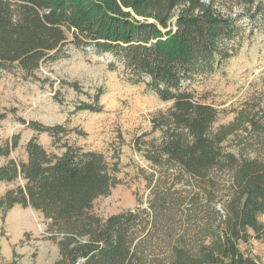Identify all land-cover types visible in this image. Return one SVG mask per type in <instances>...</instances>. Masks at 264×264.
<instances>
[{"label": "trees", "instance_id": "trees-1", "mask_svg": "<svg viewBox=\"0 0 264 264\" xmlns=\"http://www.w3.org/2000/svg\"><path fill=\"white\" fill-rule=\"evenodd\" d=\"M259 17L264 0L247 15L221 14L203 0H0V75L19 71L27 78L73 44L112 54L110 68L119 61L131 83L144 81L174 101L154 120L161 140L144 151L153 168L141 169L147 205L138 197L136 208L99 215L94 201L119 183L117 166L64 139L71 132L64 124L31 121L61 150L49 151L32 136L26 159L0 165V182L16 183L0 193V209L20 204L43 213L59 246L53 264H262L246 246L264 243V159L224 145L246 122L264 131L262 115L252 106L214 128L219 111L189 90L196 76L235 53ZM101 94L75 109L100 111ZM20 138L0 143V157H9ZM219 176L228 180L221 196Z\"/></svg>", "mask_w": 264, "mask_h": 264}, {"label": "rangeland", "instance_id": "rangeland-1", "mask_svg": "<svg viewBox=\"0 0 264 264\" xmlns=\"http://www.w3.org/2000/svg\"><path fill=\"white\" fill-rule=\"evenodd\" d=\"M203 1L221 14L247 15L259 0ZM259 18L252 33L249 27L243 33L232 56L211 73L196 76L189 86L197 100L219 111L214 128L235 121L240 111L252 106L260 111L258 119L264 127V18ZM63 54L55 61L43 62L27 78L19 71L0 75V143L13 134L21 136L10 156L0 157V165L10 158L26 159L25 145L32 136L49 151L59 152L61 148L54 145L47 131H36L29 123H62L71 130L64 139L102 152L118 168L119 183L110 194L94 201L99 215L136 208L138 197L147 205L150 189L141 169L151 172L153 168L144 151L150 141L161 140L163 131L154 127V120L168 113L174 101L161 99L144 81L131 83L119 61L116 69L110 68L115 60L110 53L71 44ZM100 90V111L75 109L83 101L95 104L93 97ZM244 125L227 137L226 149L238 156L244 153L264 159V131L248 122ZM218 180L221 196L227 191L228 180L221 176ZM15 185L0 182V193ZM48 224L43 213L31 206L16 204L7 212L0 209V264H53L60 252L58 243L49 237ZM246 247L264 264V243L251 240Z\"/></svg>", "mask_w": 264, "mask_h": 264}]
</instances>
